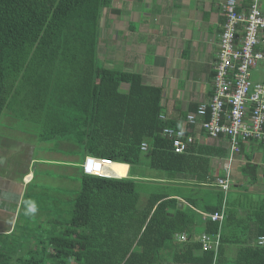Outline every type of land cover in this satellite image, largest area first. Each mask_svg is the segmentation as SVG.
Listing matches in <instances>:
<instances>
[{"label": "trees", "instance_id": "obj_1", "mask_svg": "<svg viewBox=\"0 0 264 264\" xmlns=\"http://www.w3.org/2000/svg\"><path fill=\"white\" fill-rule=\"evenodd\" d=\"M110 7V0H0V118L18 106L44 112L47 141L66 137L84 156L114 162H95L94 175L82 172L65 233L22 264H160L161 251L170 248L175 255L191 252L192 259L174 256L167 264H211L212 253L193 254L199 244L175 242L189 221L178 209L171 213L174 201L152 193L141 202L137 185L145 178L142 167L168 177L211 178L212 148L191 145L175 153L163 135L174 125L160 119L161 90L144 86L138 74L102 66L100 20ZM118 163L129 165L121 179ZM217 229L208 223V233ZM0 250V264H19ZM234 264H264V247L242 249Z\"/></svg>", "mask_w": 264, "mask_h": 264}, {"label": "crops", "instance_id": "obj_2", "mask_svg": "<svg viewBox=\"0 0 264 264\" xmlns=\"http://www.w3.org/2000/svg\"><path fill=\"white\" fill-rule=\"evenodd\" d=\"M110 1L111 7L103 10L100 20L97 52L102 66L138 74L144 86L160 89V117L175 128L188 129L187 115L213 95V66L226 21L223 6L227 0ZM236 1L240 13L249 12L252 0ZM260 8L264 12V0H260ZM252 79L264 81V71L254 70ZM125 86L128 89L129 85ZM193 131V145L212 148L211 178L142 180L155 184L152 193L174 201L173 215L178 209L188 216V230L182 233L190 241H179L177 234L175 242L180 245L199 244L197 238L208 233L209 221L202 214L225 207L219 260L220 264H234L242 249L259 247L258 232L264 226V141L252 140L241 146V152L230 163L231 187L224 192L216 183L229 164L228 139L210 138L199 127ZM29 137L28 132L0 125V248L19 264L30 256L40 258L41 250L36 256L40 246L49 247L52 237L65 233L67 207L73 204V195L81 191L86 158L82 148L66 137L58 138V146L45 138L33 141ZM41 142L52 145L44 147ZM33 206L35 211H30ZM193 254L200 257L203 251ZM174 256L192 259L191 252L175 255L174 248H170L161 251L160 264H167Z\"/></svg>", "mask_w": 264, "mask_h": 264}, {"label": "built area", "instance_id": "obj_3", "mask_svg": "<svg viewBox=\"0 0 264 264\" xmlns=\"http://www.w3.org/2000/svg\"><path fill=\"white\" fill-rule=\"evenodd\" d=\"M223 11L226 21L213 66V95L207 103L187 115L188 129L166 127L163 134L171 139L173 151L177 154L185 153L196 142L194 128L199 127L213 139H228L229 164L223 178L216 183L225 192L231 187L230 163L241 152V146L252 140L264 141V81L252 79L254 70L264 71V12L260 8V0H252L248 13L238 11L236 0H227ZM160 119L164 121L165 117ZM141 148L146 151L148 146L144 143ZM95 162L112 161L86 157L83 172L94 175L91 170ZM202 215L205 220L219 226L216 232L203 233L197 238L201 250L212 253L211 264H217L226 208ZM177 238L181 242L190 241L185 233L177 235ZM257 245L264 247V236L258 237Z\"/></svg>", "mask_w": 264, "mask_h": 264}, {"label": "rangeland", "instance_id": "obj_4", "mask_svg": "<svg viewBox=\"0 0 264 264\" xmlns=\"http://www.w3.org/2000/svg\"><path fill=\"white\" fill-rule=\"evenodd\" d=\"M106 15V14H105ZM118 70V69H117ZM127 89V87L125 85H123V90ZM21 99V97H19ZM20 104V103H19ZM18 105V104H17ZM16 105V106H17ZM15 106V107H16ZM13 109H7L4 114L2 115V117L0 118V125H4V126H12L13 128L18 129V132H28L30 135V139L33 141L38 140L37 138L41 137L44 138L46 136H49L43 126V118H44V112H38L35 111L33 109H28L27 107H23L22 109H20V106L17 107V110L13 111ZM59 138V137H58ZM56 138V139H58ZM52 140L50 141V143H52L54 146H58L59 145V140ZM67 139L68 142H70L71 140ZM45 141V140H44ZM47 141V140H46ZM61 141V140H60ZM72 142V141H71ZM73 143V142H72ZM50 144V145H52ZM41 145L44 147H49V143H43L41 142ZM68 152H70V148L68 147L67 149ZM146 160V159H145ZM121 168L120 171V177L119 178H124L127 176L128 173V165H122L119 164ZM140 175H144V177L147 178H155V177H168L167 174L156 171V170H151V169H147V170H140ZM142 182H139V184L137 185V191L140 193L141 195V202L142 200H144V198L146 196H148V194L150 195L152 192H154V190L156 189V186L153 182L151 181H145V180H141ZM80 191H77V193H75L73 195L72 200L75 199V195H79ZM150 192V193H149ZM71 200V203H72ZM72 210H73V206L68 205L67 207V214H66V219L70 220L71 216H72Z\"/></svg>", "mask_w": 264, "mask_h": 264}, {"label": "clouds", "instance_id": "obj_5", "mask_svg": "<svg viewBox=\"0 0 264 264\" xmlns=\"http://www.w3.org/2000/svg\"><path fill=\"white\" fill-rule=\"evenodd\" d=\"M97 176V175H96ZM30 211H35V207L33 206L31 209H30Z\"/></svg>", "mask_w": 264, "mask_h": 264}, {"label": "bare ground", "instance_id": "obj_6", "mask_svg": "<svg viewBox=\"0 0 264 264\" xmlns=\"http://www.w3.org/2000/svg\"><path fill=\"white\" fill-rule=\"evenodd\" d=\"M112 167V166H111ZM114 168V167H113ZM116 169V168H115ZM119 170V169H118ZM121 175V174H120ZM114 177V176H113ZM116 177H119V176H116Z\"/></svg>", "mask_w": 264, "mask_h": 264}]
</instances>
